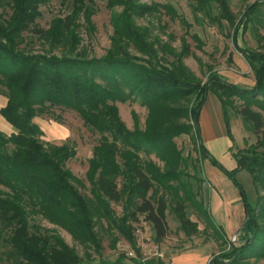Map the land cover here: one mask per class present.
Listing matches in <instances>:
<instances>
[{"label": "trees", "instance_id": "trees-1", "mask_svg": "<svg viewBox=\"0 0 264 264\" xmlns=\"http://www.w3.org/2000/svg\"><path fill=\"white\" fill-rule=\"evenodd\" d=\"M38 1L0 0V7L13 9L9 18L0 19V85L8 91V103L0 109V114L16 130L10 136L0 131V264H142L121 258L113 262L84 261L59 236L43 233L31 225L30 215L40 213L97 244L93 218L101 215L118 224L110 203H122L124 225L127 221L138 222L144 216L152 224L157 238L163 239L169 231L168 201L159 195L163 190H173L177 197L184 192L175 211L187 233H195L197 225L187 217L185 200L197 207L218 230L220 226H216L210 211L198 199L199 193L192 184L184 182L180 174L185 163L175 138L181 134L192 135L204 159H209L234 183L244 201L246 220L237 233L239 240L230 242L231 252L213 258L209 264H242L250 256H264V226L258 221L260 215L264 216V204L260 200L253 206L237 179V174L245 170L253 177L257 190L264 187V57L242 50L256 75L255 86L245 89L217 73L211 74L201 85L187 81L186 78H190L180 66L173 65L172 70L158 72L152 62L142 63L139 57L131 56L121 42L115 43L122 56L109 54L102 60L28 56L17 50L16 39L35 23ZM218 2L224 16L231 18L226 0ZM128 5L138 15L153 10L150 5L137 4L134 0H128ZM262 6L264 0H257L247 8L244 17ZM127 21L122 25L123 37L134 41L146 56L155 58L156 53L141 40L131 21ZM35 32L40 36L45 34L42 29ZM257 61L258 68L254 66ZM195 92L199 101L190 109L193 125L174 126L170 118L176 110L167 102ZM210 93L222 104L231 139L226 103V97L231 96L246 101L239 113L250 125L246 127L258 137L256 146L235 156L237 166L232 170L208 151L202 139L200 116ZM129 100H139L149 107L146 131H131L122 122L117 103ZM45 104L77 112L88 127L100 134L87 172L97 204L93 205L78 190L73 184L76 178L65 168L76 156V150L68 145L45 147L43 144L42 131L34 119L39 111L36 106ZM252 104L262 112L253 110ZM10 146H13L11 150ZM142 154L157 155L165 162L166 171L144 160ZM150 192L156 194L154 199ZM118 229L125 232L120 226Z\"/></svg>", "mask_w": 264, "mask_h": 264}, {"label": "rangeland", "instance_id": "rangeland-1", "mask_svg": "<svg viewBox=\"0 0 264 264\" xmlns=\"http://www.w3.org/2000/svg\"><path fill=\"white\" fill-rule=\"evenodd\" d=\"M134 1L150 5L153 10L138 15L128 5V0H39L36 21L30 30L16 39L17 50L28 56L90 61L102 60L109 54L122 56L116 47V43L121 42L131 56L139 57L142 63L152 62L158 72L172 70L176 65L184 69L185 76H189L187 81L196 84L204 85L211 74L217 73L237 87L251 89L255 86V72L242 50L264 57V6L244 17L247 8L257 0H226L231 18L224 16L218 0ZM12 11L10 6L0 7V19L9 18ZM127 20L134 25L141 40L156 53L155 58L146 56L137 49L134 41L123 37L122 25L128 23ZM36 29H42L44 36L38 35ZM254 66L259 67L258 61ZM7 93V89L0 85V109L8 103ZM197 97L195 92L167 102L176 110L170 118L174 126L193 125L190 109L199 101ZM226 103L232 139L224 116L218 112L219 99L213 94L206 102L200 123L204 144L216 159L232 170L237 166L235 156L256 146L258 137L246 127V124L250 125L239 113L246 101L231 96L226 97ZM117 107L129 130H147L148 106L139 100H129L118 102ZM251 107L262 112L255 104ZM36 108L39 111L34 122L42 131L43 144L45 147L68 145L76 150V156L65 164V168L76 178L73 184L78 190L93 205L97 204L87 172L100 134L88 127L71 109L48 104L37 105ZM0 131L7 136L16 132L1 114ZM175 143L185 163L180 169L182 179L199 193L198 199L210 211L216 226H220L218 230L207 222L197 207L185 200L187 217L197 225L195 233H187L175 211L176 203L180 196L184 197V192L181 191L177 197L173 190L159 191V195L168 201L166 217L169 231L163 239L157 238L152 224L144 216L138 222L127 221L124 225L123 204L116 202L110 204L118 224L101 215L93 218L92 229L97 244L40 213L30 215V224L43 233L56 234L87 262H113L121 258L142 264H209L213 258L231 252L230 242L239 240L237 233L246 220L244 201L238 188L222 171L204 159L192 135L181 134L175 138ZM9 148L11 150L13 146ZM258 150L262 151V148ZM141 157L166 171L165 162L157 155L142 154ZM237 179L253 206L260 200L264 204V187L257 190L251 174L241 170ZM155 195L150 192L152 199ZM258 221L264 226L263 215ZM119 226L124 233L119 231ZM242 264H264V256H250Z\"/></svg>", "mask_w": 264, "mask_h": 264}, {"label": "crops", "instance_id": "crops-1", "mask_svg": "<svg viewBox=\"0 0 264 264\" xmlns=\"http://www.w3.org/2000/svg\"><path fill=\"white\" fill-rule=\"evenodd\" d=\"M213 94V93H212ZM211 94V95H212ZM210 94L208 95V97H207V100H208V98H209V96H211ZM213 95H215V94H213ZM216 96V95H215ZM217 97V96H216ZM218 98V97H217ZM219 99V98H218ZM207 100H206V102H207ZM206 107V103H205V105H204V107H203V109H202V112H203V110H204V108ZM202 112H201V116H202ZM218 112H219V114H222L223 115V110H222V104H221V102H220V100H219V106H218ZM201 116H200V119H201ZM201 124V123H200ZM202 125V124H201ZM202 130V129H201ZM206 146V145H205ZM207 147V146H206ZM207 149H208V147H207ZM208 151H209V149H208ZM210 152V151H209ZM211 153V152H210ZM212 154V153H211ZM209 162H210V160L209 159H207ZM211 163V162H210ZM236 167V166H235ZM234 167V168H235ZM233 168V169H234ZM241 229V228H240Z\"/></svg>", "mask_w": 264, "mask_h": 264}]
</instances>
